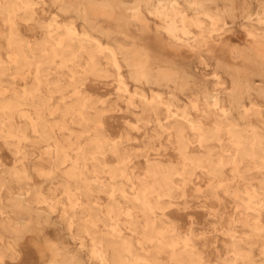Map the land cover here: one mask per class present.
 Segmentation results:
<instances>
[{
    "label": "rangeland",
    "instance_id": "1",
    "mask_svg": "<svg viewBox=\"0 0 264 264\" xmlns=\"http://www.w3.org/2000/svg\"><path fill=\"white\" fill-rule=\"evenodd\" d=\"M23 1L0 0V6L18 3L0 13V264H107L100 244L114 230L129 245L128 264H179L182 258L186 264H264V47L248 41L252 31L264 33V0H154L164 8L151 13L144 4L145 22L116 8L102 25L85 0H35L30 19H23ZM208 6L213 16L205 17ZM196 12L205 18L204 35L183 22ZM219 16L223 21L215 20ZM133 23L137 46L129 42ZM95 40L101 62L113 53L119 73L85 80L88 55L64 60L57 50L51 75H43L40 47L51 51L65 43L79 54ZM227 42L244 47L241 60ZM132 57L145 61L144 74L133 73ZM241 69L258 87L242 100L246 117L234 98ZM66 105L92 119L101 115L104 172L96 159L76 166L102 189L86 192L81 180L67 183L63 172L74 167L96 124L78 114L62 117ZM44 121L53 134L49 142L42 137ZM67 139L70 149L54 169L55 144ZM124 150L127 172L118 178L120 188H112L108 166L115 167L117 151ZM92 211L90 234L74 236L77 220Z\"/></svg>",
    "mask_w": 264,
    "mask_h": 264
},
{
    "label": "bare ground",
    "instance_id": "2",
    "mask_svg": "<svg viewBox=\"0 0 264 264\" xmlns=\"http://www.w3.org/2000/svg\"><path fill=\"white\" fill-rule=\"evenodd\" d=\"M61 1H65V0H61ZM85 1L87 2L88 6L90 7V9L93 12L98 13L99 20L96 22V25H102L105 22V20L109 19L108 17H111L115 13V9L116 8H119V9L124 8V9H127V10L132 11L134 15H137V16L140 17V19H139V17L138 18L136 17L134 20L137 21V19H138V21L140 20L142 22H145V20H146L145 17L143 16L142 10H141L144 4H148L151 13H161L162 12V9L164 8V2L163 1L155 2L154 0H85ZM85 1H84V3H85ZM196 1H202V0H196ZM171 2L176 3L177 0H171ZM22 4H23V7L22 8L24 10V17H23V19H30L33 16V14H34V8H35V5H36V1L35 0H25V1H23ZM14 6H18V3L16 2L14 4L11 3L8 6H0V13H8L10 10H12L14 8ZM75 8H76V6H75ZM212 9H213L212 6L206 7V9H205V11L203 13L205 15V17L213 16ZM77 11L80 13V15H83V16L86 15L85 10H81L80 11V10L77 9ZM214 16L216 17V14ZM215 17H213V18H215ZM215 20L223 21V19L220 16L217 17V19H215ZM183 22H184L185 25H188L190 27H193V26L198 27L199 30H200V33L199 34H201V35H204L206 33L207 25H206V22H205V18L201 17V13L200 12H196L193 16L184 15L183 16ZM127 29H128V27H127ZM129 29H130V31L134 35V36H132V33L130 32L131 33V36H129V39H130L129 42H130L131 45L137 46V44H138V42L140 40V36H139V33H138V26H137V24H134L133 23L130 26ZM118 33L123 38L128 37V35H126V33L124 32L123 29H119L118 30ZM48 34H49V32H48ZM248 41L251 44L252 43H257L259 47L263 48L264 47V33L263 34H260L259 33L257 35H254V32L252 31L250 33V37H249ZM197 43H198V45H201L202 40H198ZM226 45L231 49L232 52L235 53L234 54L235 59L241 60V58L245 54L244 47H241V46L239 47L238 46V47H235V48L233 47L232 48L231 47V42H227ZM126 46H129V43H127ZM173 46L176 47V49H180V47H181V46L176 45V44H174ZM183 46H185V45H183ZM184 48H187V47H184ZM39 49L43 52V57L45 58V63L42 65V70H43V75H46V76H50L51 75V65L53 64L54 59L57 56L56 55V51L57 50H60L61 51V57L64 60H71V61L78 60L80 58V56H82L83 53H86L88 55L89 58L87 60L88 62H87V66H86V69H85L86 70L85 80H88L90 78V76H93V77H96V78H99V79L109 78V77L113 76L114 72L119 73L118 70H120V69H118V63H117L116 58H115V56H114L113 53H111L109 55V57L107 58L106 65H104L101 62V60H100V58L98 56V53H102V46L99 44L98 40H95L94 42H92L89 45L82 46V51L79 54H77L76 52L72 51L71 48H69L68 45H66L65 43L54 45L51 48V51L47 50L45 47H40ZM187 49H189V48H187ZM257 49H258V47H257ZM263 57H264V55H263ZM130 61L132 63V71H133V73H135V74L136 73H139V74H144L145 73V68H146V65L145 64L146 63H145L144 60H140V61H136L135 60L134 61V58L132 57V58H130ZM248 61H251V60H248ZM61 63H63V62H61ZM39 68H41V66H39ZM242 69H241V74L239 75V77L234 82L235 83V92H236L235 95H234V98L237 100L236 106L238 108H242L241 111H240L241 114L244 117H246L248 115V108H247V106L245 104H243V101L242 100H244L245 98L251 99V94L253 93L254 90H257L258 87H257L256 84L252 83V81L250 79V76H249V73L250 72L249 73H244L242 71ZM256 73H257V71H256ZM167 74H169V72ZM171 76H172V74H171ZM39 78H41V77H39ZM49 85H52V83L49 82ZM56 85L57 86H60L61 85V82H60L59 79L56 82ZM209 91L211 93H214V88H209ZM216 96L217 95H215V97ZM212 97H214V96L212 95ZM215 99H217L216 101L218 102V98H215ZM213 100H214V98H213ZM216 101H213V102H216ZM15 108H16V104L15 103H12L11 104V115L14 113ZM70 114H78L79 117L82 118L87 123H90L92 121H95L96 127L94 129V131H95L94 132V136L93 137H88V140H87V143L85 144L84 149L82 150V152L78 153L77 160L74 162L75 163L74 164V167H72L69 170H66V171L63 172L65 174L67 183H70L71 184L73 181L81 180L82 186H83V188H84V190L86 192L92 191L94 189H102V186L99 185L98 181H96V180H89L85 175H83L84 174L83 171H80L78 169V167L76 166V165H78V161L79 160L89 161L90 159H94V160L96 159V161H97L98 164H95L96 165L95 168H97L98 171L101 172V173L104 172V169L103 168L106 167V166H103L102 167L100 165V163L98 162L99 158H101V156L103 155L104 147H105V145L107 143V136L103 133V130L104 129H103L102 121H101V115L98 114L95 119H92L90 117V114L84 112V110L82 108L81 109H77L75 107H72L71 105H66L63 108L62 117H66V116H68ZM169 125H170V123H169ZM169 125H167V126H169ZM178 125H180V124H178ZM173 126H175V125H173ZM87 127H89L88 124H87ZM175 127H172V128H174V130H176ZM165 128H166V126H165ZM169 129L170 128L167 127V130L166 131L168 132ZM178 130H180V129L177 128V131ZM181 130H180V132L178 131V133H180V135L184 131V128H183V131H181ZM177 131H175V133ZM89 132H90V128L88 129V133ZM182 134L184 135V133H182ZM42 137H43V139L46 142H49L50 140L53 139L52 130H51L50 124H48L47 121H44L43 122V126H42ZM182 140L183 139H180L179 138V141L180 142ZM182 142L184 143L185 141H182ZM71 143H72L71 140L68 141V139H67L66 143L63 144V145L62 144H59L58 142H56V144H55L56 145V147H55L56 160L53 162V168L54 169L60 168V165L63 163V160L65 159L64 157H66V155H67V151L70 149ZM183 143H181V145ZM185 144H187V143H184L183 146ZM131 149H132V147H131ZM149 149H150V146H149ZM181 149H182V147H180V151H181ZM113 151H114V149H113ZM185 151H186V147H185ZM183 152L184 151L182 150V153ZM117 153H118V157H117L118 158V163H117V165L115 164L116 165V166L114 165L115 167H111V165L108 166V174L111 175V178L113 180V182L110 184L112 188H116V187L120 188V184L118 182V178H120L121 176H125L126 175V172H127V167L125 165V163L127 161L125 162V157H124V153H126V151L125 152H122L123 155L120 154L118 151H117ZM128 153H129V151H128ZM136 153H134V154H136ZM138 153L141 154L139 151H138ZM132 156H134V155H131V157ZM129 157H130V155H129ZM130 158H129V160H130ZM104 159H103V161H104ZM146 161H147V163H150L148 160H146ZM199 161L201 162L202 160H199ZM155 162L160 163L159 161H155ZM148 166H149V164H148ZM150 166H152V165H150ZM154 166H155V164H154ZM158 167H156V168H158ZM161 167H163V166L162 165L160 166L159 171H160V169H162ZM167 168H165V169L168 170ZM166 170L163 171V172H166ZM171 170L172 169L170 168V171ZM151 171L149 170L150 173H152ZM154 171H157V170H154ZM167 172H169V171H167ZM169 173L171 174V172H169ZM159 174H161V173H159ZM166 175H167V173H166ZM157 176H159V175H157ZM170 177H172V176H170ZM161 178H162V176H161ZM163 179H161V180H163ZM167 179L169 180V177ZM146 181H147L146 178L143 179V182L144 183ZM167 181H166V183H167ZM164 183H165V181H164ZM164 183L162 182L161 184L164 185ZM166 186L167 185L165 184V187ZM170 189H171V187H170ZM117 190H119V189H117ZM168 190H166V191H168ZM171 192L172 191H170V193ZM113 213H115V215L118 214L117 213V207H116V205H114ZM95 215H96L95 212L92 211L90 213V216H86L85 218H81V219L77 220V222L75 224V226H76V234H74V236H82L84 234H90V231H92V229H93L92 226L95 225L94 224V222L96 220L95 219L96 218ZM107 222H109V221H107ZM27 223H28L27 221H24L21 226L23 227V226L27 225ZM102 236H103V234H102ZM42 237L43 236H41V238ZM95 238L98 239V237H95ZM51 239H52V237H51ZM52 244H49V245L52 247ZM100 246H101V248H102V250L104 252V255H105L107 264H128V253L130 252L129 245L125 242V240L122 238V235L118 231L114 230L113 232H111L110 233V237H108L107 239L104 240V245L100 244ZM22 249L23 248H21V250ZM179 264H186V260L183 259V258L180 259Z\"/></svg>",
    "mask_w": 264,
    "mask_h": 264
}]
</instances>
